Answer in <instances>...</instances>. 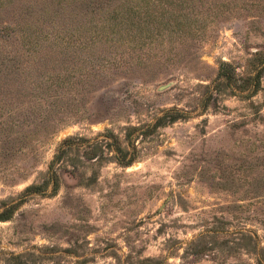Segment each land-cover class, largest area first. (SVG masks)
Masks as SVG:
<instances>
[{"label":"rangeland","instance_id":"obj_1","mask_svg":"<svg viewBox=\"0 0 264 264\" xmlns=\"http://www.w3.org/2000/svg\"><path fill=\"white\" fill-rule=\"evenodd\" d=\"M36 1L0 0L38 36L7 38L0 264H264V0Z\"/></svg>","mask_w":264,"mask_h":264},{"label":"trees","instance_id":"obj_2","mask_svg":"<svg viewBox=\"0 0 264 264\" xmlns=\"http://www.w3.org/2000/svg\"><path fill=\"white\" fill-rule=\"evenodd\" d=\"M60 3L61 2H59V0H57L53 4L52 0H50L47 4H42L39 6L40 3H38L36 1L34 3L35 5L29 4L27 7L23 4H21V6L20 5L18 6V9L21 11L24 10L23 11V17H26L28 14V11H33L32 6H39V7H41V9H40V12L38 13V15L44 17V20H43L44 22L50 23V20L53 19V17L58 18V17L62 16V18H63V14H65V8L59 6ZM112 12L115 13L116 11L112 10ZM31 15H34V13H31ZM62 18H58V19H62ZM115 18L116 17L114 14V16L111 18V20H113ZM12 23H13L12 24L13 26H10V27L5 26V27L0 29V88H4L7 85V83H8L7 75L9 73L10 69H13L16 71L21 69V61L19 60V55H14V56L11 55V52L9 51L8 46H7V43H9L7 38L12 35V32L18 33L19 31H20V34H22V36L25 39H28L30 37H33V38L38 37V36H32L33 35L32 32L29 34L26 33V30H29L28 27L33 26L32 20L23 21V18L19 14H17L16 18L13 19ZM51 35L52 34H49V32H47L45 37H47V36L51 37ZM29 49L31 51L30 56H33L34 59H36L41 54V50H36L34 45H32ZM42 52H43V50H42ZM40 60L43 61L44 58L40 57ZM38 62H39V59H38ZM224 77H226L225 82L229 83V81L231 80L230 74H226V76H224ZM185 117L186 116H184L183 114H179V113H176V112L170 110V111L165 112L161 117H159L156 120L155 126H157V127L158 126H166L167 124H172V123H174L180 119H184ZM118 151L121 153L122 152L121 148H118ZM121 163L124 166H129V165H131L132 160L130 159L127 162H121ZM51 181L53 182L54 190H56L55 179H51ZM36 189H39V187H37V186L27 187L24 190V195H27L28 193H31V192L34 193L36 191ZM23 199H24V197L17 204H21ZM14 207H11L10 210L7 209L8 211L7 210H5V211H7V213H8L12 209H14ZM7 219L8 218H3V219L0 218V221H4Z\"/></svg>","mask_w":264,"mask_h":264}]
</instances>
